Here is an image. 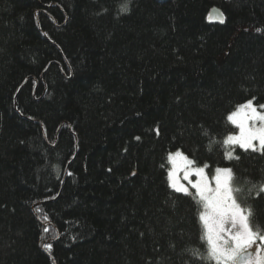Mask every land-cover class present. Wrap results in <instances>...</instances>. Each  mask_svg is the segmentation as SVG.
<instances>
[{
    "label": "trees",
    "instance_id": "16d2710c",
    "mask_svg": "<svg viewBox=\"0 0 264 264\" xmlns=\"http://www.w3.org/2000/svg\"><path fill=\"white\" fill-rule=\"evenodd\" d=\"M248 100L264 0H0V264H216L168 155L230 167L264 232V153L223 144Z\"/></svg>",
    "mask_w": 264,
    "mask_h": 264
},
{
    "label": "snow or ice",
    "instance_id": "6c2138e0",
    "mask_svg": "<svg viewBox=\"0 0 264 264\" xmlns=\"http://www.w3.org/2000/svg\"><path fill=\"white\" fill-rule=\"evenodd\" d=\"M120 10L125 13L129 11L127 2ZM220 22H224L222 14ZM259 109L254 106L252 100H248L227 115V120L239 131L238 134L229 135L224 139L225 146L238 145L245 151L251 149L264 153V105H259ZM254 142H258V146ZM225 155L226 158H232L230 151ZM168 160L173 165L168 173L170 186L177 192L190 194L188 188L179 183L178 172L182 170L183 179L188 180L191 188L195 189V196L203 208L199 219L203 222L202 239L207 244L208 254L200 258L213 260L216 264H264V254H261L264 252V232L258 227L254 230L251 224V209L244 208L238 203L236 194L241 189L235 186L239 178L233 170L217 168L212 177L215 185L213 187L205 173L207 165L196 167L195 162L179 150L170 153ZM191 176L198 179L193 182L189 179ZM259 191L264 192V184L260 185ZM44 219L47 220V217ZM44 231L47 232L48 228L46 227ZM253 245L257 246L255 254L249 251ZM44 247L51 249L50 244H45ZM193 254L197 255L195 251Z\"/></svg>",
    "mask_w": 264,
    "mask_h": 264
},
{
    "label": "rangeland",
    "instance_id": "374dc122",
    "mask_svg": "<svg viewBox=\"0 0 264 264\" xmlns=\"http://www.w3.org/2000/svg\"><path fill=\"white\" fill-rule=\"evenodd\" d=\"M253 101V104H254V106H256L257 108H258V110H260L259 109V105H264V103H261V104H257V103H255V101L254 100H252ZM243 103H245V102H243ZM243 103H241V104H243ZM240 105V104H239ZM238 128H237V130H236V132H234V133H231V134H229V135H235V134H238ZM228 135V136H229ZM254 143H256L257 144V146H258V142H254ZM176 151H178V150H174V151H171L170 153H175ZM179 151H181V150H179ZM182 152V151H181ZM169 153V154H170ZM232 153V152H231ZM184 154V153H183ZM185 155V154H184ZM232 155H233V153H232ZM169 156V155H168ZM188 157V156H187ZM189 158V157H188ZM189 159H191V158H189ZM192 160V159H191ZM168 163H169V169H168V173H169V171L170 170H172V168H173V165L169 162V160H168ZM179 163V162H178ZM195 166L196 167H204L205 165H200V164H195ZM217 168H230V167H216L215 169H213V171H210V170H208V166L205 168V173H206V175H207V178L209 179V181L211 182V185L214 187L215 185H214V181L212 180V177L215 175V170L217 169ZM178 176H179V183L180 184H182L184 187H186V188H188V190H189V193L190 192H195V189H192L191 188V185L189 184V182H188V180H184L183 179V177H184V172L181 170V171H179L178 172ZM189 179L191 180V181H193V182H195L197 179H198V177H196V176H191V177H189ZM168 181H169V177H168ZM169 183H170V181H169ZM257 243H259V241L257 242ZM256 245H253L252 246V249H249V251H251V252H253V254H255V249H256ZM261 254H264V252H262Z\"/></svg>",
    "mask_w": 264,
    "mask_h": 264
},
{
    "label": "water",
    "instance_id": "95a60500",
    "mask_svg": "<svg viewBox=\"0 0 264 264\" xmlns=\"http://www.w3.org/2000/svg\"><path fill=\"white\" fill-rule=\"evenodd\" d=\"M221 14H222L223 20H224V14H223L222 10L217 6L212 7V9L210 10V13H209V21L221 23L220 22Z\"/></svg>",
    "mask_w": 264,
    "mask_h": 264
}]
</instances>
